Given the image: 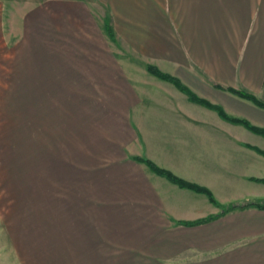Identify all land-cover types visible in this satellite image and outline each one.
<instances>
[{
    "label": "crops",
    "instance_id": "0c3cea01",
    "mask_svg": "<svg viewBox=\"0 0 264 264\" xmlns=\"http://www.w3.org/2000/svg\"><path fill=\"white\" fill-rule=\"evenodd\" d=\"M107 1L101 19L87 5L60 10L62 27L78 23V55L64 77L73 79L77 61L76 90L65 93L108 95L110 113L67 152L83 166L58 168L60 199L48 178L45 193L37 186L20 200L23 234L74 260L101 254L103 238L104 253L121 254L122 264L136 255L150 264H264V208L220 214L264 199V134L223 116L264 131V108L237 93L264 102V0ZM140 160L206 189L218 206Z\"/></svg>",
    "mask_w": 264,
    "mask_h": 264
},
{
    "label": "rangeland",
    "instance_id": "374dc122",
    "mask_svg": "<svg viewBox=\"0 0 264 264\" xmlns=\"http://www.w3.org/2000/svg\"><path fill=\"white\" fill-rule=\"evenodd\" d=\"M107 2L0 0V264H52L46 257L53 258L57 264H96L91 262L96 258L98 264L125 262L119 253H104L103 238L101 254L85 252L84 257L79 255L74 260L71 255H64L65 249L60 246L37 245L43 239H37L34 231L23 234L22 230L29 229L25 225L21 228L17 222L20 200L28 199L31 192L40 193L34 190L37 186L45 193L48 178L51 196L60 199L66 187L58 168L83 166L81 160L69 159L67 152L77 150L78 135L83 134L80 138L84 141L93 137L98 116L110 113L108 95L65 93L76 90L75 83L70 82L78 79L77 61L71 64L75 70L73 79L66 82L64 77L68 73L66 66L70 65L66 59L76 60L78 55L74 51L78 23L74 28L65 23L62 27L60 15L61 8L69 10L87 5L101 19L103 15L107 17ZM83 161L87 162V158ZM104 225L102 221V230ZM120 234L123 238V232L117 237ZM78 250H84L82 244ZM136 256L132 261L135 264L151 262L142 255Z\"/></svg>",
    "mask_w": 264,
    "mask_h": 264
},
{
    "label": "trees",
    "instance_id": "16d2710c",
    "mask_svg": "<svg viewBox=\"0 0 264 264\" xmlns=\"http://www.w3.org/2000/svg\"><path fill=\"white\" fill-rule=\"evenodd\" d=\"M109 30V29H108ZM148 70L153 73L155 76L161 78V79H164V80H168V81H171L174 85H176L178 88H180L181 90L187 92L189 94V96L191 98L194 99V96H192V94L190 92L187 91L186 88H184L178 81H176L174 78L170 77V76H167V75H164L162 74L161 72L155 70V68L153 67H148ZM240 96L244 97V98H247V99H250L252 100L256 105L264 108V102L262 101H259V100H256L254 99L252 96H250L249 94H245V93H240V92H237ZM224 118L232 121V122H235V123H241L243 125H245L246 127L252 129V130H255V131H258L262 134H264V131L260 130V129H256V128H253L252 126H250L246 121H243V120H239V119H234V118H229L225 115H223ZM142 162H144L152 171H154L155 173H157L158 175L160 176H163L165 177L167 180H169L170 182L178 185L179 187H182V188H188V189H191L193 191H196V192H201V193H204L208 196L209 200L217 205V202L214 200V198L211 196V194L209 193V191H207L206 189L202 188V187H199V186H196L194 184H191V183H187L177 177H175L174 175H172L171 173H169L168 171H165L163 169H160L156 166H154L152 163L146 161V160H140ZM247 206H254V207H258V208H264V199H260V200H255L254 202H249V203H246V204H243V205H240V206H226V207H221V213H225L227 211H230L232 209H235V208H243V207H247ZM219 215V214H218ZM216 215V216H218ZM216 216H213L212 218H215ZM211 219V218H210ZM195 223H199V222H193V223H182V224H186V225H194Z\"/></svg>",
    "mask_w": 264,
    "mask_h": 264
}]
</instances>
